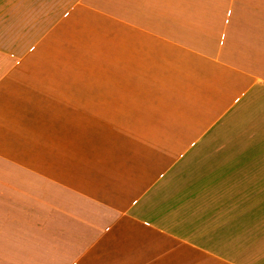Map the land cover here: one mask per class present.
I'll return each instance as SVG.
<instances>
[{
  "label": "crops",
  "instance_id": "obj_1",
  "mask_svg": "<svg viewBox=\"0 0 264 264\" xmlns=\"http://www.w3.org/2000/svg\"><path fill=\"white\" fill-rule=\"evenodd\" d=\"M0 264H264V0H0Z\"/></svg>",
  "mask_w": 264,
  "mask_h": 264
}]
</instances>
